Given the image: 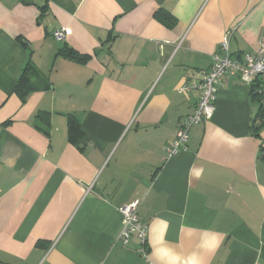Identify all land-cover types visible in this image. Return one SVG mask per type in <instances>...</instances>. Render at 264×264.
<instances>
[{"label": "crops", "instance_id": "1", "mask_svg": "<svg viewBox=\"0 0 264 264\" xmlns=\"http://www.w3.org/2000/svg\"><path fill=\"white\" fill-rule=\"evenodd\" d=\"M229 30L233 58L254 53L264 0H0V264H264L257 83L224 75L187 149L163 151ZM134 200L147 257L118 240Z\"/></svg>", "mask_w": 264, "mask_h": 264}, {"label": "built area", "instance_id": "2", "mask_svg": "<svg viewBox=\"0 0 264 264\" xmlns=\"http://www.w3.org/2000/svg\"><path fill=\"white\" fill-rule=\"evenodd\" d=\"M69 33V29L62 27L55 29L53 36L56 40L62 41ZM231 33V30L225 33L219 42L217 51L212 56L211 66L207 71L202 73L199 81L194 84L184 83L178 88L179 92L197 89L199 91V98L193 111L179 122L171 142L164 146L163 151L167 159L187 149L191 128L210 119L213 115L217 89L222 77L226 74H237L241 82L247 85L257 83L259 102L263 109L262 118L264 124V38L260 37L258 39L254 53H246L241 59H235L231 56L229 50ZM138 205L139 201L134 200L118 208L122 215L118 240L123 245H126L131 238H136L138 241V252L143 257H147L148 226L141 222L137 215Z\"/></svg>", "mask_w": 264, "mask_h": 264}, {"label": "trees", "instance_id": "3", "mask_svg": "<svg viewBox=\"0 0 264 264\" xmlns=\"http://www.w3.org/2000/svg\"><path fill=\"white\" fill-rule=\"evenodd\" d=\"M155 16L159 20H161L165 25H167L169 27H171L175 23V19L169 13H166L163 10L157 11ZM61 51H62V53L64 54V56L66 58L74 60V61H77V62H84V61H86L88 59V55L79 54L76 51H74L72 49H69V48L68 49H63L62 48ZM255 96H257V99H259L257 91L255 93ZM260 115L263 116V109H262L261 106H260ZM68 128H69L68 129L69 130V137H73L75 134H77V132L83 133L82 130H81L80 124L72 116H69V118H68Z\"/></svg>", "mask_w": 264, "mask_h": 264}]
</instances>
